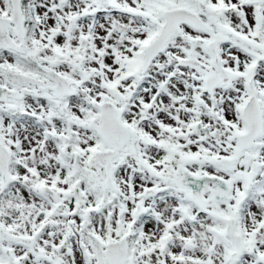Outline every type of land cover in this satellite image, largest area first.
Segmentation results:
<instances>
[{
  "label": "snow or ice",
  "instance_id": "snow-or-ice-1",
  "mask_svg": "<svg viewBox=\"0 0 264 264\" xmlns=\"http://www.w3.org/2000/svg\"><path fill=\"white\" fill-rule=\"evenodd\" d=\"M0 264H264V0H0Z\"/></svg>",
  "mask_w": 264,
  "mask_h": 264
}]
</instances>
